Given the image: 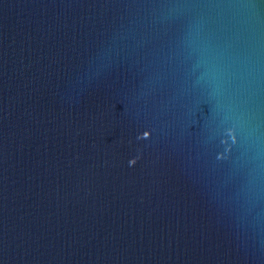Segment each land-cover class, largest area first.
I'll return each instance as SVG.
<instances>
[{
    "label": "water",
    "instance_id": "1",
    "mask_svg": "<svg viewBox=\"0 0 264 264\" xmlns=\"http://www.w3.org/2000/svg\"><path fill=\"white\" fill-rule=\"evenodd\" d=\"M0 264H264V0H0Z\"/></svg>",
    "mask_w": 264,
    "mask_h": 264
},
{
    "label": "clouds",
    "instance_id": "2",
    "mask_svg": "<svg viewBox=\"0 0 264 264\" xmlns=\"http://www.w3.org/2000/svg\"><path fill=\"white\" fill-rule=\"evenodd\" d=\"M151 137V132L150 131H145L144 133H142L141 136L138 137V139H148ZM231 139L233 142L236 141V136L235 134L234 135H231ZM139 159V157H136V158H133L132 160H130V165H135L137 163V160Z\"/></svg>",
    "mask_w": 264,
    "mask_h": 264
}]
</instances>
